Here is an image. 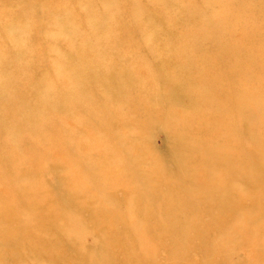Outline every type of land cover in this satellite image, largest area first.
Returning a JSON list of instances; mask_svg holds the SVG:
<instances>
[{
    "label": "rangeland",
    "instance_id": "obj_1",
    "mask_svg": "<svg viewBox=\"0 0 264 264\" xmlns=\"http://www.w3.org/2000/svg\"><path fill=\"white\" fill-rule=\"evenodd\" d=\"M234 1L224 23L219 5L207 13L215 0H0V98L14 82L22 92L0 99V264H264V78L235 76L257 87L247 92L260 122L235 113L238 150L254 155L235 150L226 166L207 151L221 144L212 120L217 140L196 128L213 101L190 96L198 71L182 62L212 55L228 30L244 53L264 47V0ZM101 141L126 173L112 186L83 147ZM226 184L237 215L223 222L210 198Z\"/></svg>",
    "mask_w": 264,
    "mask_h": 264
},
{
    "label": "bare ground",
    "instance_id": "obj_2",
    "mask_svg": "<svg viewBox=\"0 0 264 264\" xmlns=\"http://www.w3.org/2000/svg\"><path fill=\"white\" fill-rule=\"evenodd\" d=\"M235 2L234 0H215L214 3L212 4H208V10L207 13H210L212 10H214V8L219 5L220 9L218 11L222 12V18L220 19L222 22L227 23V20L230 19L233 16H229L228 14H226L225 9L228 8L227 6H229V4ZM187 6L189 3H186ZM186 7V5L184 6ZM248 13L251 15V17L254 15H256V9H254V7H252V5H249L248 2ZM264 12V11H263ZM260 13V10H259ZM262 14V11H261ZM221 22V23H222ZM221 23H214V27H218L221 25ZM207 25V24H206ZM248 27L247 30L248 32L251 31V33L254 30V23L253 21H249L246 24ZM232 30H228L225 31V33H221V37H225V39H222V43L221 44H217L218 46H216L215 49H212L210 52L212 55L210 56H216V58L220 59L219 62L217 63H212L210 64L211 57L209 55H207V57H203V58H199V59H186L187 61H189L192 64H187L185 59L182 60V62L189 66L190 68L198 71L197 74L195 76H193L192 79L188 78V83L190 84H194L193 89L196 88V90L193 89H189V90H193L194 94L189 92L191 97H195L196 99L199 100H203L205 103L206 101H213L212 102V107H214L215 111L212 112H208V117L206 118H201L200 121H202L203 119H206V124H202V125H196L197 130L200 133V136H202V138L206 139L204 141L209 142L212 140H207V138L209 136H211L210 138L213 140H217V136L215 135V133L212 135L213 131L208 130L206 127L207 123L209 120H212V124L214 125L215 120L219 119L220 124L216 125L215 127L213 125L212 129L214 128V131L216 132V134L218 135L219 138V142L221 143L220 146L215 147L212 146L211 148H209V150H207L208 152H210L211 156H213L214 158L216 157L213 153H216V150L218 151V155H217V159L218 160H222L224 161V163L227 164L229 163L228 161L231 158V153L235 150H237L238 156L242 157L243 155L247 154V155H254L253 149L251 150L249 149H244L243 151H240L238 149H241L240 145H237V143L239 140H242L245 136V130H242V132L239 134L237 133L236 130V124H235V118H238L239 116L235 113L240 114V116L242 117L241 114L244 115L246 122L248 123H259L260 120L258 119L257 116H255L256 114L260 113L258 112V109H256L255 107H253V100L252 98H250V96L248 95L249 93H258V91L255 92L256 88H250L253 92H250L249 90H247V83L243 84V82H236L235 80V76L236 75H242L243 77L247 76V78H252V77H256L257 79L260 78H264V47L262 46H257L256 42L255 44L252 46V48H250V50L247 53H244L242 50L240 51V49H238V44L239 41L236 42V39L234 38L233 41L230 39V36L232 35ZM221 47H225L227 49L226 52H222L219 51V49ZM247 58H245V57ZM208 59V60H207ZM230 63H237V67L236 66H232ZM210 64V65H209ZM164 66V65H163ZM162 66V67H163ZM175 74H179V72L177 71H172ZM61 73L57 74V79H61ZM207 82V86L208 88H203L201 87V83H205ZM39 84V83H38ZM37 84V85H38ZM182 84V83H181ZM40 85V84H39ZM30 86V85H28ZM33 86V83H32ZM30 86V87H32ZM8 87V86H7ZM18 84L16 82H14V86H11L10 90L3 93L1 95L0 99H3V102L5 104V106H8V101L9 98L14 95V92H17V88ZM181 86H176L174 87L175 91L174 92H180L177 89H179ZM53 88V87H52ZM52 88L47 87V91L50 92L49 89L52 90ZM1 89V87H0ZM32 89V88H31ZM182 89V87L180 88ZM46 90V88H45ZM210 92H209V91ZM37 91V90H36ZM249 91V93L247 92ZM49 92H47L49 94ZM17 93H22L21 91H18ZM181 93V92H180ZM186 94V93H185ZM43 98V97H42ZM46 97H44L45 99ZM59 98V97H58ZM57 99V98H55ZM245 99V100H244ZM257 99H261V98H257ZM45 101V100H43ZM202 101V102H203ZM7 102V104H6ZM96 102V101H95ZM1 103V102H0ZM95 105V110H93L96 114V117L98 118V122L100 123V125H104L105 127V131L106 133L110 136L111 139L115 140H120V138L125 135L123 134V129H119L117 126L116 128L114 127H109V119H107V117L100 112L101 110L105 109V107L103 109L100 108V104L98 102L93 103ZM198 105V104H196ZM1 106L5 107L4 105L1 104ZM106 109L109 110L108 105H106ZM216 110L221 111V113L217 114ZM169 111L168 109H164L163 110H159L157 112L154 113V116H161L163 117L167 112ZM215 113V116H214ZM255 114V115H254ZM153 115V114H152ZM166 116V115H165ZM164 116V117H165ZM261 123L260 125L258 124L259 128L258 130L264 131V116L261 114ZM169 118V117H168ZM258 121H257V120ZM244 121V120H243ZM257 121V122H256ZM175 123V120L173 119V122ZM169 123V124H172ZM198 124V123H197ZM168 125V124H167ZM147 128L145 126L142 127V131L145 133V130ZM121 130V131H120ZM208 131L211 133V135L208 133ZM141 132V130H140ZM107 135V137H108ZM253 136V134H252ZM250 141H255L257 139V136L254 137H250ZM238 140V141H237ZM254 143V142H253ZM84 150L86 152H93V154H91L93 162H97L95 166L97 169V172H95V175H98V177H101L103 175H109L110 178L114 177L115 179L112 180L111 178V182L110 184L107 183L109 186L114 185V183H116V178L119 179V176H124L126 173L122 170V168H120V161L118 159H115L114 154H113V149H108L107 146H105V144L102 143V141L99 143L97 142V144L94 145H89L88 143H85ZM109 151V152H107ZM112 152V154L110 153ZM223 153V158L222 156H220ZM56 154V155H55ZM53 154L49 159L48 162L50 163H46L48 165V171L47 173L49 174V171H51V165L53 163H56V161H59L60 159L62 160L63 158L61 157V155L59 153H55ZM100 157V158H99ZM101 158H103V160L105 161H101ZM89 161H91L92 159L89 157L88 158ZM99 162V163H98ZM92 163V162H90ZM77 166L81 169V171H83V169L81 168V165L79 166L77 164ZM120 166V167H119ZM123 169L125 167L124 164H122ZM227 168V167H226ZM249 168V167H248ZM232 175L235 176L236 171L232 172ZM44 182V181H43ZM203 184L202 182L197 181L196 182V188L195 189H199V188H203L202 187ZM195 187V185H194ZM220 190L223 191V195H221L223 198L222 199H218L215 200L212 197L210 198L211 201H215L216 203L219 204V206H223L225 208H227V216L226 219L223 220V222H228L229 218L232 216L237 215L236 214V210L235 208V198L238 196L237 193H235L234 188L231 184H226L223 185V187L220 186ZM36 197V196H35ZM38 198V196L36 197ZM53 198V195L49 197V199ZM210 203H214V202H210ZM215 204V203H214ZM213 204V205H214ZM243 208L239 207L237 208V210L240 212Z\"/></svg>",
    "mask_w": 264,
    "mask_h": 264
}]
</instances>
